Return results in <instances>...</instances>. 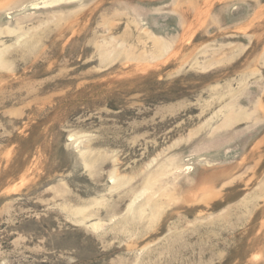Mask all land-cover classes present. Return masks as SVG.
<instances>
[{"label": "rangeland", "instance_id": "1", "mask_svg": "<svg viewBox=\"0 0 264 264\" xmlns=\"http://www.w3.org/2000/svg\"><path fill=\"white\" fill-rule=\"evenodd\" d=\"M0 57V264H264V0H0Z\"/></svg>", "mask_w": 264, "mask_h": 264}, {"label": "bare ground", "instance_id": "2", "mask_svg": "<svg viewBox=\"0 0 264 264\" xmlns=\"http://www.w3.org/2000/svg\"><path fill=\"white\" fill-rule=\"evenodd\" d=\"M0 58H1V57H0ZM1 59H2V58H1ZM168 164L170 165V163H168ZM168 164H166V165H168ZM173 164L175 165L174 161H173ZM173 164H172V165H173ZM169 165H168V166H169ZM164 166H165V165H164ZM164 166H163V167H164ZM156 176H157V175H156ZM152 178H153V177H152ZM156 179H157V177H156ZM151 180H152V179H151ZM154 180H155V179H154ZM149 182H150V181H149ZM150 185H151V184H150ZM145 191H146V190H145Z\"/></svg>", "mask_w": 264, "mask_h": 264}]
</instances>
